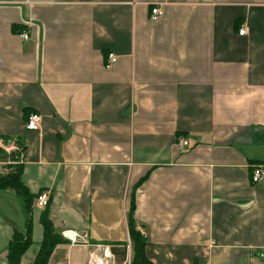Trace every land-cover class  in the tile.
Returning a JSON list of instances; mask_svg holds the SVG:
<instances>
[{"label":"crops","instance_id":"crops-1","mask_svg":"<svg viewBox=\"0 0 264 264\" xmlns=\"http://www.w3.org/2000/svg\"><path fill=\"white\" fill-rule=\"evenodd\" d=\"M16 148L65 244L49 264H87L95 246L131 264L142 179L132 220L151 264H264V181L250 182L264 167V0H0V175ZM43 209L33 200L21 264ZM25 222L21 197L0 192V264Z\"/></svg>","mask_w":264,"mask_h":264},{"label":"trees","instance_id":"trees-1","mask_svg":"<svg viewBox=\"0 0 264 264\" xmlns=\"http://www.w3.org/2000/svg\"><path fill=\"white\" fill-rule=\"evenodd\" d=\"M19 146V145H18ZM23 148L22 146H19ZM16 161V160H14ZM22 167L17 165L12 171L6 175H0V192L11 191L22 199L23 209L26 214V222L23 232L13 231L11 239L7 246L6 264H21V258L28 250L32 243V203L37 195L43 191L32 195L21 182ZM136 184L130 194L129 212H128V228L129 238L132 248L131 264H151L144 254L145 241L136 230L132 215L135 208V191L140 183ZM49 206L48 200L46 207L42 210L39 216L40 224L43 230V237L39 244V250L31 264H49V257L57 245L62 244L61 237L53 233L51 221L49 219ZM192 264H197L196 260Z\"/></svg>","mask_w":264,"mask_h":264},{"label":"built area","instance_id":"built-area-1","mask_svg":"<svg viewBox=\"0 0 264 264\" xmlns=\"http://www.w3.org/2000/svg\"><path fill=\"white\" fill-rule=\"evenodd\" d=\"M163 12L159 6L152 7L149 12V20L150 21H158L162 18ZM246 33V29L242 28L238 31L239 36H243ZM19 37L22 40H27L28 36L25 33H21ZM117 61V58L113 54H107L105 56L104 67L109 68L113 66ZM40 116L37 114H30L25 122V128L29 131H38L40 129ZM187 146L186 141H179L178 147L183 148ZM264 181V167L254 166L251 169L250 182L253 185L260 184ZM48 202V196L46 192H42L36 196L34 199V207L38 209H43L46 207ZM138 233L142 236L144 232L140 229H137ZM64 237L70 242L71 245H87L84 236L81 237L77 233L67 231L64 233ZM130 246V245H129ZM104 249V248H102ZM101 246H95V249L89 253L87 264H113L111 255L106 251L102 250L101 254ZM123 264H129L127 262Z\"/></svg>","mask_w":264,"mask_h":264},{"label":"rangeland","instance_id":"rangeland-1","mask_svg":"<svg viewBox=\"0 0 264 264\" xmlns=\"http://www.w3.org/2000/svg\"><path fill=\"white\" fill-rule=\"evenodd\" d=\"M13 152H14V154H13ZM10 153L12 154L11 156H12V159H11V163H10V165L9 164H7V171H3L2 173H1V175H6V174H8V172H10V171H12L17 165H15L14 164V160L16 159V157H18V154H19V152H18V149L16 148V149H14V151L12 150V151H10ZM63 245H65L64 243H62V244H60V248L62 249V250H64L65 249V247H63ZM34 249V248H33ZM59 256H61V255H59ZM61 258V257H60Z\"/></svg>","mask_w":264,"mask_h":264}]
</instances>
